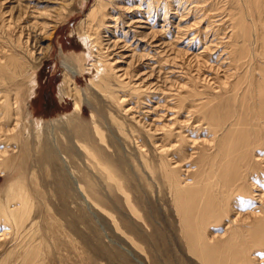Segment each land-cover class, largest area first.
Here are the masks:
<instances>
[{"label": "rangeland", "instance_id": "obj_1", "mask_svg": "<svg viewBox=\"0 0 264 264\" xmlns=\"http://www.w3.org/2000/svg\"><path fill=\"white\" fill-rule=\"evenodd\" d=\"M232 11V0H0V161L11 168L0 163V216L10 219L0 217V264H205L184 231L209 197L224 216L206 239L250 247L246 231L259 230L264 210V149L247 196L217 178L202 203L180 206L173 182L197 189L222 151L223 131L208 132L198 110L210 102L217 118L234 75ZM85 34L97 41L92 57ZM102 61L115 68L105 82L92 68ZM20 184L25 209L9 199ZM250 252L245 264H264V248Z\"/></svg>", "mask_w": 264, "mask_h": 264}, {"label": "bare ground", "instance_id": "obj_2", "mask_svg": "<svg viewBox=\"0 0 264 264\" xmlns=\"http://www.w3.org/2000/svg\"><path fill=\"white\" fill-rule=\"evenodd\" d=\"M232 9L231 43L233 44V50L231 58L232 71L234 75L232 76V80L230 79L228 81L227 79L221 87L222 91L218 97L220 101L219 108L221 110V114L219 113L217 118H215L212 105H210L212 103L210 102L206 103V106H199L198 110V113H200L206 118L204 119L207 120L208 126L210 127V129L209 127L207 129L208 132L216 135L217 133L223 131V140L221 144H219V148L222 151L212 157L211 160H207L206 164L210 169L207 174H197L195 179L198 181L196 183L198 186L197 189L189 190L188 187H184L182 182L179 181V177H176L179 174H176V179L174 178L175 180H173V182L176 187V195L179 197L177 198L179 201L178 205L180 203V206L189 205L195 201L202 203L203 200H201L199 196L200 193L206 192L207 187L205 186L209 184V186H212V183H209V180L212 179L216 181L217 178L224 181H218L219 183H222V188H227V190L229 189V192L234 189L235 193L241 192L244 196H247L246 178L249 172L251 173L252 171L258 169L260 165L262 166L258 158L264 149V0H232ZM91 15L93 16L92 12L90 13V16ZM94 19L95 17L93 16L92 22ZM95 32L98 35V31L96 30ZM82 39L86 48L89 49V56L92 57L93 50L97 48L96 38H93L92 34H85ZM14 63L15 60L13 58L8 61V65L13 66ZM99 63H101V61ZM99 63H94L92 68L96 69L99 80H103V82H105V78L101 77V75L104 74L105 76H110L111 73H114L115 68L114 65H104L107 61H102V66H98ZM0 71L4 73V76H6L8 66L0 65ZM0 80H3V78L0 77ZM33 84L35 86L36 82H33ZM94 84L99 89V85L96 83ZM197 94L199 93H194L196 97ZM218 99L216 100L218 101ZM73 100L75 101V111L81 112V106L83 103L82 94L77 91V94L73 96ZM215 102L216 101H214V103ZM2 107L4 111H7L8 113L11 112V109H13L10 100H7ZM95 134H97L102 141L105 142V138H103L102 132H100L98 128H96ZM169 134L171 135L170 132ZM213 142L215 141L213 140ZM185 144V140L183 139L180 148H178L179 152H183V150H185ZM83 148L85 150L88 149L87 146H84ZM88 153L94 157V154H92L89 149ZM167 155H173V153ZM1 158L6 159L8 156L2 152V154L0 153V159ZM162 158L165 160L166 156L165 158ZM230 159L232 161L236 160L238 163H234ZM164 160L161 161V163L164 162ZM0 163L2 164L1 161ZM2 165H5V169L11 171L10 165H6V162ZM167 167L168 165H166V168ZM164 171L167 172V169ZM244 171L246 173L245 175L243 173ZM168 175L166 176L167 178H169ZM20 180L21 176L18 181ZM218 182H215V184L217 185ZM18 186H20L18 189L11 191L9 199H11L12 202H19L20 209H25L29 205L30 201L26 195L23 194V191H25L23 186L21 184ZM124 193L126 194V192ZM228 195L229 193L226 196L224 195V198L226 197L225 199H228V197H230ZM230 201L226 200L227 203L225 202V205L227 207L229 206ZM204 204L205 207L203 209L199 211L195 210L197 212L194 211L189 213L188 221L190 224L186 228V231H184L186 234L185 237L187 236L186 240L188 239V242L190 243L189 245H191V252L195 257H199L205 264H245V260L247 259L246 257L248 256L247 253H251L250 251L252 250L253 252H257L259 249L264 248V210L262 218H256V225L259 230L256 232L244 230L248 234H243L242 237L245 235V238L249 240L250 245V247L246 249L244 247L234 246L233 244L224 245L221 243H210L206 239L205 236L209 230V224L215 220L220 221V216H224V214L222 215V211L218 214L220 211L218 208L219 206H217L218 204H215L212 197L206 198V200H204ZM18 210H16L15 213H12V217H20L23 214L20 213L22 211L18 212ZM5 212L3 211L1 213L4 218L6 217V219H3L5 221H9L10 219L8 220ZM133 213L135 214V211H133ZM220 251H223V253L220 254ZM249 255L252 256V254Z\"/></svg>", "mask_w": 264, "mask_h": 264}]
</instances>
